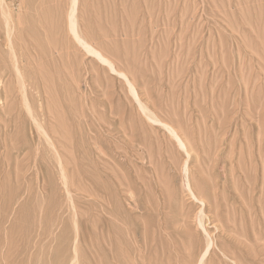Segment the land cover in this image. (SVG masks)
I'll list each match as a JSON object with an SVG mask.
<instances>
[{"label": "rangeland", "instance_id": "rangeland-1", "mask_svg": "<svg viewBox=\"0 0 264 264\" xmlns=\"http://www.w3.org/2000/svg\"><path fill=\"white\" fill-rule=\"evenodd\" d=\"M3 7L0 264H264V0Z\"/></svg>", "mask_w": 264, "mask_h": 264}, {"label": "bare ground", "instance_id": "bare-ground-1", "mask_svg": "<svg viewBox=\"0 0 264 264\" xmlns=\"http://www.w3.org/2000/svg\"><path fill=\"white\" fill-rule=\"evenodd\" d=\"M0 9H1V14H2V16L3 17H1L3 20H4V22H8V20H9V15H8V13L6 12V10L4 9V7H3V0H0ZM74 29H73V26H72V31H73ZM74 33V32H73ZM77 33V32H76ZM84 47H85V45H84ZM86 48V47H85ZM87 50H89L90 52H92V53H94V51L91 49V48H89V47H87ZM101 59V58H100ZM105 61V60H104ZM107 62V61H106ZM122 76V75H121ZM171 130V129H170ZM172 134H174V133H172ZM174 136L177 138V141H178V143H179V146L181 147V148H183V149H185L184 147V144L182 143V141L180 140V138H178L175 134H174ZM186 186H188V184H186ZM189 189V188H188ZM191 190V189H190ZM198 198V197H197ZM199 201H202V200H199Z\"/></svg>", "mask_w": 264, "mask_h": 264}]
</instances>
